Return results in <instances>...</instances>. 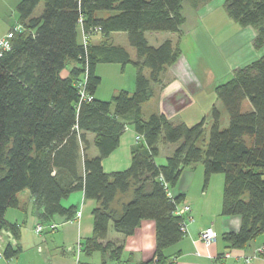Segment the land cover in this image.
Instances as JSON below:
<instances>
[{
	"label": "trees",
	"instance_id": "trees-1",
	"mask_svg": "<svg viewBox=\"0 0 264 264\" xmlns=\"http://www.w3.org/2000/svg\"><path fill=\"white\" fill-rule=\"evenodd\" d=\"M209 0H188L198 8ZM42 3L38 16L36 7ZM182 0H20L17 25L9 50L0 56V234L9 232L18 241L21 226L5 219L8 209L18 208V194L29 191L39 222L58 217L69 221L78 213L62 201L82 191L93 200L92 235L80 252L99 253L104 260L119 263L123 245L108 241L110 224L123 237L131 236L144 220L155 224L153 257L169 261L165 249L180 242L181 218L175 205L178 195L167 196L182 171L201 163L203 182L213 174L224 177L221 216H238L237 231L222 236L230 252H239L264 235V53L233 70L232 77L215 88L216 99L228 115V125L219 127L220 110L211 109V127L203 137L205 119L192 126L173 123L163 113L143 117L141 107L161 86L163 74L179 59L178 44L170 40L157 47L148 44L146 32L180 33L185 19ZM225 12L234 23L254 31L252 46L264 48V0H224ZM99 12H109L99 17ZM87 35L78 44L77 29ZM98 33L102 41L90 43ZM9 31H13L11 28ZM127 34L136 61L127 51L109 42L111 33ZM70 63L67 77L60 73ZM132 64L135 89L121 90L110 100L94 97L101 79L98 64ZM148 71L146 76L143 71ZM86 73V78L84 76ZM83 82L91 101L80 100L76 85ZM248 101L249 110H243ZM131 128L142 137L130 150V166L106 173L102 160L119 145L120 136ZM94 135L98 151L88 157L86 134ZM175 144L165 163L156 158L162 145ZM82 160V171L79 162ZM166 185V187H165ZM123 201V197H128ZM22 249L8 243L6 260ZM78 263L81 264V262Z\"/></svg>",
	"mask_w": 264,
	"mask_h": 264
},
{
	"label": "crops",
	"instance_id": "crops-1",
	"mask_svg": "<svg viewBox=\"0 0 264 264\" xmlns=\"http://www.w3.org/2000/svg\"><path fill=\"white\" fill-rule=\"evenodd\" d=\"M16 1V3H18L20 0ZM98 16L106 17L102 15V12H99ZM225 21L232 33L237 34V37L233 39V47L234 50L239 51L241 56L238 61V64L241 65L239 67H243L251 63L264 53V48L261 50H255L252 46L254 38V31L252 28H242L238 24L234 23L230 18L225 19ZM4 36L5 35L2 34L0 35V38ZM89 39L90 43L98 44L102 41V36L100 33H97ZM126 39L128 41L127 34L124 32L111 33L109 36V42L123 47L130 57V53L123 44ZM119 40L121 42H118ZM77 42L78 44L84 43L83 30L81 26L77 29ZM244 46L245 51L243 52ZM130 60L136 61V58L133 60L130 57ZM127 65L123 68L121 67L123 72L127 70ZM72 67L73 64L70 63L64 70L61 71L60 77H67ZM133 68L135 69L134 66ZM105 70L116 72L118 67H104L102 64H98L96 67V73L98 76H100ZM143 73L146 76L148 75V71L146 69ZM164 81L166 85L171 82L173 83L167 90L166 86L163 90H160V86H156L159 90V96L162 98V101L159 104V111L156 113H163L165 115L166 113H170L171 115H169V117L171 118H168L171 120L173 119L172 116L175 115L176 117L180 112H183L180 109L186 105L184 98L186 96L184 95L186 91L183 84L173 73L172 67L167 68L164 72L162 83ZM126 89L127 88H123V86L117 85L112 87L109 93L112 94L113 97L121 90L127 91ZM94 97L99 100L106 101V99L99 93V88L97 89ZM216 107L219 109L218 106ZM171 122L173 121L171 120ZM135 136L136 134L131 128H126L120 136L119 145L116 150L102 160L104 172L112 173L122 171L130 166V150L136 143ZM93 138V134H86V141L88 143L86 155L88 157H95L98 155V151L96 155H90ZM175 147V144L162 145V149L166 148L164 154L165 159L172 153ZM79 168L82 171V160L79 162ZM191 176L195 182L194 186L196 185L197 187H200L203 180L199 171L194 174L192 173ZM212 178L214 177L211 176L210 179ZM205 187H207V185L204 186L202 195H192L191 189H189V192L185 195L180 194L183 197V202L187 203L191 207L190 216L192 217V222L188 225L187 233L184 238L164 251V255L168 257L169 260L172 258L176 259L174 264H220L218 256L228 251L226 243L222 240V236L228 232H235L237 231V228H239L240 219H236L235 221V219H231L230 216H221L220 211L222 201L220 200V196L207 195V190L204 192L206 189ZM25 191L27 190L18 194V208H10L5 213V219L8 223L21 226L19 240L15 241L13 237L12 239L15 241L14 244H18L21 247L22 251L17 257L10 260H6L3 255V257L0 258V264H76L77 259L81 262V264H102L103 259L97 252L91 255H86L82 251L78 255L76 253L77 244L79 243L81 246L84 240L92 235L93 226L91 210L93 209L92 207L95 206V202L93 200L84 199L82 191H77L76 193L71 194L67 199L62 201V205L64 207L72 205L75 206L77 212L80 214L79 217H75L69 221H64L63 219L56 217L50 222L57 225L54 230L44 229L41 233H36L34 230L35 225L43 223L39 222L34 214L33 197L29 191H27L28 193H25ZM170 192L173 197L178 196L172 193V191ZM128 199L129 195L128 197H123L122 200L127 201ZM87 201H91L90 205L87 204ZM85 206H87L86 209ZM88 211L90 214L89 216ZM208 226L213 228L216 235V241L209 246H205L198 240V237L200 231ZM263 236L264 235H261L255 240L249 242L244 250L235 253L249 255L253 248L264 243ZM106 240L116 242L117 244L121 243L123 245V251L119 262L143 264L153 257L155 249V224L152 220H144L135 232L128 237H123L119 233H116L110 224ZM8 243L9 242L3 236L0 238V252H2V254ZM104 262L105 264H115L114 261L109 259H105ZM223 262L224 264H244L241 259L234 257L228 258ZM250 264H264V261L253 260Z\"/></svg>",
	"mask_w": 264,
	"mask_h": 264
},
{
	"label": "rangeland",
	"instance_id": "rangeland-1",
	"mask_svg": "<svg viewBox=\"0 0 264 264\" xmlns=\"http://www.w3.org/2000/svg\"><path fill=\"white\" fill-rule=\"evenodd\" d=\"M16 2V0H0V35H6L7 31L17 24ZM223 4L224 0H210L205 5L193 8L188 0H182V13L185 21L180 28L179 34L171 32H146L145 34L148 44L152 47H157L166 40H170L173 45L178 44L181 55L172 66V71L185 88L186 93L184 95L186 96L184 98L186 105L180 109L183 112H180L176 117L175 115L172 116L173 119L171 120L175 123L183 122L187 126H192L204 118L203 137L205 140L209 136L212 123L210 114L214 105L219 107L221 114L219 127L223 129L228 125L227 112L216 99L215 88L228 81L232 77L233 70L241 66L238 64L241 57L239 51L234 50L233 47V39L237 37V34L232 33L225 21V19H228V16ZM42 8L43 4L40 3L34 10V15L38 16ZM102 15L107 16L110 13L102 12ZM118 42L121 41L119 40ZM123 44L130 53L131 59L135 60V50L129 45L127 39ZM244 51L245 46L243 48ZM102 65L104 67H118L116 72L105 70L99 76L101 78V84L98 87L99 93L106 101L111 99L112 94L109 92L114 86H123V88H127L128 92H133L135 69L131 64L127 65L125 72L121 70L119 64ZM172 83L166 85L164 81L160 86V90H163L165 86L167 90ZM153 87L154 96L141 107L144 118L158 112L159 104L162 101V98L159 96V90L156 86ZM249 109L250 104L248 101H245L243 110ZM165 149H162L161 146V151L156 158L158 164L165 163ZM90 151L91 156L97 154V149L94 147L93 142ZM198 171L203 180L202 165L201 163H197L195 166L187 167L182 171L177 183L172 187L170 186V191L175 195H185L191 189L192 195H202L203 182L200 187L194 186L195 182L191 176L192 173L194 174ZM212 176L214 178L209 179L204 192L207 190V195L220 196V200L222 201L224 177L222 174H213ZM25 193L28 192L25 191ZM90 203L91 201H87L88 205ZM230 217L231 219H235V221L236 219H240L238 216Z\"/></svg>",
	"mask_w": 264,
	"mask_h": 264
},
{
	"label": "built area",
	"instance_id": "built-area-1",
	"mask_svg": "<svg viewBox=\"0 0 264 264\" xmlns=\"http://www.w3.org/2000/svg\"><path fill=\"white\" fill-rule=\"evenodd\" d=\"M21 31V26L20 25H15L13 27V31H8L6 33V35L2 38H0V56L2 54L3 51L9 50L10 48V39L13 37V32H19ZM100 31L99 28H95L94 32L98 33ZM83 41H84V45H86V41H87V35H85L83 33ZM86 78V73L84 76V80ZM77 89H78V93L80 95V100L82 101H91L92 100V96H90L89 94H87L84 90V86H83V82H80L76 85ZM167 112V111H166ZM169 115H171L170 113H166V117L168 118ZM142 137L139 135L135 136V140L139 141L141 140ZM166 187V185H165ZM167 196L173 200L174 197L172 196L170 190L167 191ZM190 212H191V207L190 205H188L187 203L184 202H180L178 204L175 205V215L181 218V223H180V230L183 234L186 235L187 233V227L188 225L192 222V217L190 216ZM79 212L76 214V217H79ZM56 224L54 223H48V224H37L35 225V232L36 233H41L44 229H48V230H54L56 228ZM2 237V235L0 234V238ZM198 240L200 242H202L205 246H209L210 244L214 243L216 241V235L215 232L213 230L212 227L208 226L205 227L203 230L200 231L199 233V237ZM80 249L81 246L78 243L76 246V253L77 255L80 253ZM198 254V253H197ZM3 257L2 252H0V258ZM237 258V259H241L243 261L244 264H250L253 260H262L264 261V243L261 244L260 246H257L255 248H253L250 252L249 255H244V254H238V253H233L230 251H226L223 254L219 255V261L220 264H224V260L228 259V258ZM175 258H172L169 261L160 263L158 262V260L156 258H153L150 262L146 263V264H174L175 263ZM76 264L78 263V259L76 260ZM115 264H131L128 262H119V263H115Z\"/></svg>",
	"mask_w": 264,
	"mask_h": 264
},
{
	"label": "water",
	"instance_id": "water-1",
	"mask_svg": "<svg viewBox=\"0 0 264 264\" xmlns=\"http://www.w3.org/2000/svg\"><path fill=\"white\" fill-rule=\"evenodd\" d=\"M1 235L11 244H14L15 241L12 239V236L9 232H6V231H2L1 232Z\"/></svg>",
	"mask_w": 264,
	"mask_h": 264
}]
</instances>
